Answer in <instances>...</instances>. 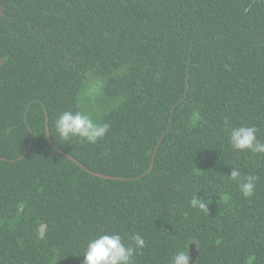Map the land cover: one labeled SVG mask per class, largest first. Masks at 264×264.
Segmentation results:
<instances>
[{"label": "trees", "instance_id": "obj_1", "mask_svg": "<svg viewBox=\"0 0 264 264\" xmlns=\"http://www.w3.org/2000/svg\"><path fill=\"white\" fill-rule=\"evenodd\" d=\"M1 58L0 264H83L105 232L144 238L134 264L192 243V264H264V155L228 143L264 141V0H0ZM66 110L111 127L61 141Z\"/></svg>", "mask_w": 264, "mask_h": 264}, {"label": "clouds", "instance_id": "obj_2", "mask_svg": "<svg viewBox=\"0 0 264 264\" xmlns=\"http://www.w3.org/2000/svg\"><path fill=\"white\" fill-rule=\"evenodd\" d=\"M110 124L94 118L85 111L66 110L55 120V130L58 138L64 142H70L74 138L81 141L96 144L103 139L110 129ZM259 129L252 125L241 124L229 130L228 143L237 152H250L257 156L264 155V141L257 137ZM228 178L235 182L245 199L254 195L258 177L254 174H242L240 169L231 168ZM198 189L193 190L189 206L193 209L209 214L206 194L197 197ZM132 243L126 244L124 237L119 232L101 233L87 241L83 264H134V258L145 247L144 238L134 233L131 236ZM171 264H190L189 251L187 249L174 252Z\"/></svg>", "mask_w": 264, "mask_h": 264}, {"label": "water", "instance_id": "obj_3", "mask_svg": "<svg viewBox=\"0 0 264 264\" xmlns=\"http://www.w3.org/2000/svg\"><path fill=\"white\" fill-rule=\"evenodd\" d=\"M4 63V60H1L0 61V67L2 66V64ZM48 131H49V129H48ZM48 137H49V135H48ZM50 143L52 144V146L59 152V153H61L63 156H66V157H68L70 160H72L73 162H75V163H77L78 165H80V166H82L81 164H80V162H78L76 159H74L73 157H71L70 155H68V154H66V153H64L62 150H60L59 148H57L55 145H54V143L50 140ZM93 174H95V173H93ZM96 175H98V176H100V177H102V178H106V179H114V178H112V177H109V176H103V175H100V174H96ZM119 180H124V178H118ZM46 228V225H43L42 227H41V230L40 231H44V229ZM197 244L196 243H192V244H190V252H189V256H190V260L191 261H194V257L195 256H197L198 255V251L196 250L197 249ZM190 264H192V263H190Z\"/></svg>", "mask_w": 264, "mask_h": 264}, {"label": "flooded vegetation", "instance_id": "obj_4", "mask_svg": "<svg viewBox=\"0 0 264 264\" xmlns=\"http://www.w3.org/2000/svg\"><path fill=\"white\" fill-rule=\"evenodd\" d=\"M2 8H4V7H2ZM1 60H4V63L6 62V58H1L0 61H1ZM4 63H3V64H4ZM3 64H2V66H3ZM2 66H1V67H2ZM1 67H0V68H1ZM47 134L49 135L48 128H47ZM48 138H49V137H48ZM30 144H31V143H30ZM30 144H29V146H30ZM28 149H29V148H28ZM27 151H28V150H27ZM60 154H61V153H60ZM25 155H26V153L24 154V156H25ZM22 157H23V156H22ZM25 207H26V205H25L24 203H22V204L19 206V211H20V212H23ZM44 225H45V224H44ZM42 226H43V225H42ZM42 226H41V227H42ZM41 227H40V230H41ZM46 227H47V226H46ZM45 229H46V228H45ZM45 229H44V231H45ZM44 231H43V232L41 231V236L44 235ZM189 248H190V246H189ZM189 250H190V249H189ZM189 252H190V251H189ZM198 256H199V252H198V255L195 256L194 258L196 259ZM195 259H194V261H195ZM194 261H191V260H190V263H193Z\"/></svg>", "mask_w": 264, "mask_h": 264}, {"label": "rangeland", "instance_id": "obj_5", "mask_svg": "<svg viewBox=\"0 0 264 264\" xmlns=\"http://www.w3.org/2000/svg\"><path fill=\"white\" fill-rule=\"evenodd\" d=\"M88 111V110H87Z\"/></svg>", "mask_w": 264, "mask_h": 264}]
</instances>
